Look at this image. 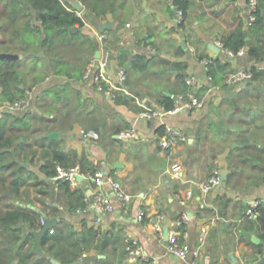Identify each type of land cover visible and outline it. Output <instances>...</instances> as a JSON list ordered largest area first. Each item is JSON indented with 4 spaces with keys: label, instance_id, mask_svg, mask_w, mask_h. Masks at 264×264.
<instances>
[{
    "label": "crops",
    "instance_id": "crops-1",
    "mask_svg": "<svg viewBox=\"0 0 264 264\" xmlns=\"http://www.w3.org/2000/svg\"><path fill=\"white\" fill-rule=\"evenodd\" d=\"M261 1L264 14V0ZM0 4L1 8L3 2ZM178 8L174 0H116L113 11L99 16L83 9L84 24L80 36L67 42V48L73 51L63 56V69H77L76 63L89 57L92 49L94 56L100 48L97 35L103 32L105 44L113 51L106 67L108 76L116 82L119 66L129 71V82L115 89L128 103H115L81 74L68 77L54 73L47 46L38 45L37 52L23 48L0 50L18 54L14 60L21 86L39 85L40 89L34 97L33 110L19 113L26 114L29 126L13 121L14 131L19 130L14 141L17 150L21 136L27 134L26 147L19 154L11 149L13 159L24 168L25 180L19 184L18 192L4 198L8 205L0 200V208L21 207L34 209L40 216V212L55 216L54 225L59 224L67 238L71 233V237H78L82 231L89 236L88 229L92 228L94 235L73 264H260L264 258V253L257 251L258 244L264 245L263 227L256 215H246L253 199L264 201V60L248 54L250 44L264 39L263 33L254 26L247 31L243 23L247 31L244 53L226 56L221 50L213 51L209 44L230 32L240 18L245 20L248 0H188L186 32L174 24ZM34 14L31 23L40 25ZM106 22L110 25L103 27ZM5 30L9 34L12 28L7 26ZM3 35L0 27V39ZM31 35L38 37L39 32H29ZM120 47L128 51V57L142 52L154 58L145 69H130L126 63L119 64ZM202 55L219 58L220 64H225L215 79H208ZM178 64L185 77L196 78L194 91L202 105L165 112L158 118L141 116L142 110H160L159 100L166 92L174 101L179 94L188 93V85L182 90L177 83ZM239 66L247 70L254 66L261 74L235 85L227 84L226 75ZM56 90L57 96L53 95ZM169 125L183 130L185 138L163 149L159 145V128L164 130ZM131 127L135 128L134 136L118 135ZM82 129L95 130L98 137L84 136ZM49 132H57L58 137L47 135ZM56 147L66 155L64 165L81 163L83 171L98 169L103 173L101 188L114 202L112 212H100L92 206L83 213L76 211L85 206V198L92 199L96 186L90 178L80 177L76 189L67 190L65 182L47 176L41 167ZM173 163L181 166L178 176L171 171ZM215 168L220 172L224 169L226 177L212 190L200 191L198 183ZM109 178L132 194L126 205L117 200ZM187 188L194 195L187 205H181L177 194ZM140 208L148 216L166 214L161 234L146 219H137ZM182 211L189 216L183 225L184 239L191 248L185 259L166 250L167 232ZM203 227L207 232L200 241ZM252 236L259 240H252ZM126 237H136L148 259L129 255ZM33 240L29 238L26 243L31 250ZM47 245H41L42 253L32 251L33 254L48 256ZM196 247L199 254L195 256L192 251ZM48 257L61 264L56 257Z\"/></svg>",
    "mask_w": 264,
    "mask_h": 264
},
{
    "label": "trees",
    "instance_id": "trees-1",
    "mask_svg": "<svg viewBox=\"0 0 264 264\" xmlns=\"http://www.w3.org/2000/svg\"><path fill=\"white\" fill-rule=\"evenodd\" d=\"M88 12L94 16L105 14L107 11H113V6L116 0H80ZM3 2V6L0 8V21L3 23L0 27L3 28V38L0 39V50L17 51L21 48L26 51L37 52L38 45L40 47L47 46L50 51V67L56 74H66L68 77L76 76L83 73L87 63L93 57V51L91 55L85 60H81L80 63H76L77 69H63L64 55L73 51L67 48V42L71 41L73 37L80 36V28L84 24L85 19L76 14V11L70 8V4L66 0H0ZM178 7L182 9L186 16V9L188 7V0H174ZM34 16L40 21V25L32 24L30 18ZM186 19V18H185ZM10 23V24H9ZM18 23V26L14 24ZM244 18L239 19L234 27L221 36L220 40L223 46L236 52L241 46L247 43V31L243 28ZM8 26L12 28L9 34H6L5 28ZM76 29L71 30L70 27ZM253 29L258 30V33H263L264 37V14L262 9V1L258 0V6L256 9V20L253 24ZM184 32L187 31L186 24H183ZM29 32H34L39 36H29ZM107 40V39H106ZM32 43V44H31ZM32 45V46H31ZM106 46L110 47L109 45ZM118 61L119 64H127L130 69H145L149 66V62L152 57H148L145 53H135L128 57V51L125 48H118ZM248 54L258 61L264 60V39L261 42H253L250 44ZM202 55L201 57H206ZM210 61L208 63V73H210L214 79L217 77V71L222 72L225 66L224 63L220 64L219 58H212L207 56ZM82 65H85L82 69ZM17 61L14 59L1 58L0 59V85L2 89L0 91V98L7 100H14L21 96L26 87L21 86L20 73L17 68ZM179 64L177 65V83L179 88L186 89L185 74L180 70ZM124 67V66H123ZM127 73L125 84L129 82V71L124 67ZM250 71L253 78H258L261 74V70L252 66ZM68 84V83H67ZM66 85H63L65 89ZM30 87V86H28ZM27 87V88H28ZM43 91V90H42ZM53 95L59 94L58 90L54 91ZM115 103H128L127 98H122V95L113 92ZM165 109H170L174 105V99L166 94L162 95L159 100ZM21 112H6L0 119V200L4 202V205H8L4 199L7 194L11 192H18L19 184L25 180L23 166H18L17 162L13 159L11 149L14 148L15 153L19 154L20 150L26 147L27 134L21 136L22 141L18 144V149L14 147V141L17 136V131L13 129L14 120L19 121L24 127H28L30 120L25 116L26 114L19 115ZM10 118V120H9ZM94 125V124H92ZM97 125V124H96ZM159 132L162 133L163 128H159ZM42 138H48L45 135H41ZM245 157V156H244ZM66 155L58 147L54 148L52 156L45 161L41 167L42 171L47 176H54L56 173V165L67 167L63 164ZM76 160H71L70 163H75ZM76 164V163H75ZM74 165V164H73ZM82 170H85L83 165L79 163ZM93 171V169H91ZM6 176L10 181L6 183ZM65 182L67 190L70 189L69 182ZM38 182V181H37ZM73 189V188H72ZM76 189V188H74ZM258 211L256 220L259 222V226L263 227L264 232V201L261 200L257 206ZM41 216L38 211L34 209H26L21 207L7 206L0 208V264H55L48 256H54L61 261V264H73L84 249H86V243L94 235L93 229L89 228V236H86V231L78 237H71L72 233L67 237H64V229L59 224L51 227L53 232H46L41 239V245H47L48 256H35L30 249L26 246L27 240L33 239L31 230L38 229L42 226ZM26 225L28 228L26 229ZM181 232L184 231L183 225L179 227ZM27 231V232H26ZM94 232V231H93ZM180 241L183 239V234L179 235ZM59 241L63 243L58 245L56 249L52 247L58 244ZM257 251L264 253V245L258 244Z\"/></svg>",
    "mask_w": 264,
    "mask_h": 264
},
{
    "label": "built area",
    "instance_id": "built-area-1",
    "mask_svg": "<svg viewBox=\"0 0 264 264\" xmlns=\"http://www.w3.org/2000/svg\"><path fill=\"white\" fill-rule=\"evenodd\" d=\"M68 3L70 0H66ZM83 8L77 10L70 5V8L76 11L78 16L83 18V9L85 8L84 4L78 0ZM258 6V0H248V10L244 20V28L248 31L253 27V24L256 20V9ZM84 19V18H83ZM186 22L184 12L181 8L176 10V16L174 20L175 26L179 29H183V24ZM100 44V53L98 57L95 55L87 63L83 73L82 79L91 81L95 87L104 92L106 95L113 98L116 88H123L125 86V80L127 78L126 70L123 67L117 68V77L116 82L112 81L107 74L106 67L110 61V56L112 54V49L106 46V35L103 32H99L97 35ZM213 43L219 47V50L223 52L226 56H234L243 54L245 47L241 46L236 52L232 51L229 48L223 46L220 38L213 40ZM210 59L208 57H203L202 62L206 69H208V63ZM252 78V73L250 70L239 66L236 70L229 72L225 77V82L229 85H235L242 81ZM208 79L212 80L213 76L208 73ZM185 82L189 86L188 93L179 94L177 99L174 101V105L170 109H165L163 106L161 109H152L142 110L139 114L141 116H147L149 118H158L165 112H174L182 109H191L194 107L201 106L203 101L196 95L194 88L197 86V80L193 75L185 77ZM39 86V85H38ZM37 85H32L25 89L24 93L15 98L14 100H1L0 101V119L4 116L6 112H26L34 108L33 101L34 97L39 93L40 89ZM82 134L84 136L97 138L98 133L92 129H82ZM121 137H130L135 135V128L131 127L127 130L122 131L118 134ZM185 138V133L179 127L176 126H165L161 134H159V145L163 149L170 148L178 140ZM181 170V166L178 163H173L171 165V171L174 175L178 176ZM80 177L90 178L95 186L96 191L94 192L92 199L85 198V206L76 208L77 212H86L89 206H92L95 210L100 212H112L115 208L114 202L107 196V194L101 188V185L104 182L103 173L96 169L93 171H83L79 165L76 163L67 167L61 166L60 164L56 165V173L54 176H50L54 180L67 181L70 184L71 188H76L77 180ZM221 172L218 168H215L209 176L204 180L198 183V188L202 192H208L218 186L221 183ZM110 185L113 189V192L120 202L121 205H126L132 198V194L127 191L120 182L115 179L109 178ZM194 195V191L191 188H187L183 193H178L177 198L181 205H187L189 200ZM261 199H253L246 208L247 216L257 215L258 211L256 210L257 206L260 204ZM137 219L139 221L146 219L152 226V229L161 234L163 231V222L166 219V214L164 212H157L154 215L148 216L145 213L143 208H140L137 213ZM189 219V216L186 211H182L179 216L174 220L173 228L167 232V243L166 250L169 253L174 254L178 258L185 259L190 254V245L185 241V230L181 232L179 227L184 225ZM44 220L41 218V223ZM49 232H53V229L50 228ZM206 228L203 227L200 232V241H203L206 236ZM183 234V239L180 241L179 235ZM125 249L129 255L140 256L144 259H148L145 253H142V247L139 240L136 237H126L125 238ZM193 254L196 256L199 254L198 247L193 251ZM80 259V257H79ZM264 264V263H260Z\"/></svg>",
    "mask_w": 264,
    "mask_h": 264
},
{
    "label": "water",
    "instance_id": "water-1",
    "mask_svg": "<svg viewBox=\"0 0 264 264\" xmlns=\"http://www.w3.org/2000/svg\"><path fill=\"white\" fill-rule=\"evenodd\" d=\"M69 4L77 9V10H81L83 8V5L78 1V0H70ZM110 22H106L103 24V27L109 26ZM77 26L75 27H70L71 30L76 29ZM210 48L215 51L218 52L219 51V47L216 46L214 43L209 44ZM100 53V49H96L95 52V57H98ZM0 58H8V59H15L18 58V54L17 53H13V52H4V51H0ZM167 95H170V93L166 92ZM47 135L51 136V137H58V133L57 132H49L47 133ZM226 177L225 174V170L223 169L221 171V178L224 179ZM44 222L42 223V226L38 229H33L31 230V234L34 237L33 240V244H32V251L40 254L42 253V247H41V239L43 237L44 234H46V232L56 223V217L55 216H47L44 212H40ZM166 229L164 231V233H166ZM252 240L254 241H258V238H255L252 236ZM49 259L55 263V264H60L59 261H57L56 259H54L53 257H49ZM260 263H264V258H262V260L260 261Z\"/></svg>",
    "mask_w": 264,
    "mask_h": 264
},
{
    "label": "rangeland",
    "instance_id": "rangeland-1",
    "mask_svg": "<svg viewBox=\"0 0 264 264\" xmlns=\"http://www.w3.org/2000/svg\"><path fill=\"white\" fill-rule=\"evenodd\" d=\"M0 5H1V4H0ZM31 110H33V109H31ZM31 110H30V111H31ZM30 111H29V112H30ZM243 155H245V156H246V154H245V153H244ZM8 180H9V177H8V176H6V181H8Z\"/></svg>",
    "mask_w": 264,
    "mask_h": 264
}]
</instances>
